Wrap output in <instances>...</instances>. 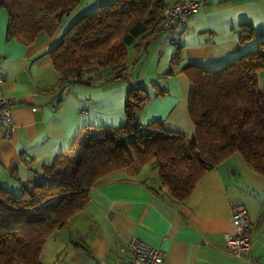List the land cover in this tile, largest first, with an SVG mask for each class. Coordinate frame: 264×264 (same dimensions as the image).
Segmentation results:
<instances>
[{"label":"crops","instance_id":"0c3cea01","mask_svg":"<svg viewBox=\"0 0 264 264\" xmlns=\"http://www.w3.org/2000/svg\"><path fill=\"white\" fill-rule=\"evenodd\" d=\"M107 1L80 0L52 31H42L32 42L7 37L9 19L0 7L2 93L12 114L10 125H0V185L9 191L20 193L41 181L42 166L68 150L83 127L125 124V92L131 82L148 97L137 114L140 123L160 121L167 130L191 135L183 67L214 70L255 48V39L239 42L241 22L264 37V0H204L185 28H158L135 37L122 70L127 81L113 79L112 70L101 68L60 84L49 49L78 14ZM176 48L179 58L173 72L165 74ZM258 82L264 86V71ZM235 205L247 208L253 224L245 259L232 255L224 241ZM133 238L161 248L162 264H264V176L232 154L205 172L187 198L173 202L162 192L150 163L137 170H113L91 187L82 212L51 233L41 261L119 264Z\"/></svg>","mask_w":264,"mask_h":264},{"label":"trees","instance_id":"16d2710c","mask_svg":"<svg viewBox=\"0 0 264 264\" xmlns=\"http://www.w3.org/2000/svg\"><path fill=\"white\" fill-rule=\"evenodd\" d=\"M80 0H0L7 12V37L32 42L53 30ZM164 0H110L78 14L49 49L59 83L82 79L92 69L107 68L123 76L127 46L162 28ZM240 43L255 39L244 51L214 70L188 64V113L194 132L167 130L162 122L140 123L137 114L148 97L131 82L125 92L126 122L85 126L71 147L42 166L43 178L20 193L0 185V264H43L51 233L66 227L84 209L96 181L119 168L157 169L162 192L173 202L187 198L199 178L232 154L264 176V37L249 22L237 30ZM137 44H134L136 46ZM179 51L172 54V73ZM160 93H163L160 90Z\"/></svg>","mask_w":264,"mask_h":264},{"label":"built area","instance_id":"2783aa9c","mask_svg":"<svg viewBox=\"0 0 264 264\" xmlns=\"http://www.w3.org/2000/svg\"><path fill=\"white\" fill-rule=\"evenodd\" d=\"M204 5V0H178L168 2L163 7L162 27L179 25L187 26L191 17L196 15ZM3 76L0 72V125H10L12 114L10 104L2 93ZM35 110L36 108H32ZM231 225L229 233L225 235V246L229 252L239 259H245L250 249V233L252 219L246 207L235 205L231 207ZM164 251L153 247L140 239H131L126 247V256L119 264H162Z\"/></svg>","mask_w":264,"mask_h":264},{"label":"rangeland","instance_id":"374dc122","mask_svg":"<svg viewBox=\"0 0 264 264\" xmlns=\"http://www.w3.org/2000/svg\"><path fill=\"white\" fill-rule=\"evenodd\" d=\"M252 49H254V48H252ZM132 52V49L130 48V47H128V53L130 54ZM133 55V53H131V56ZM131 56H130V58H131ZM128 58H129V56H128ZM129 58V59H130ZM140 64H141V62H138L137 63V68L140 66Z\"/></svg>","mask_w":264,"mask_h":264}]
</instances>
